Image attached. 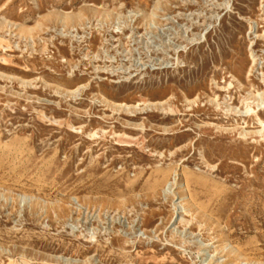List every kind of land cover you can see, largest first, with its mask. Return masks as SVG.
<instances>
[{
	"label": "rangeland",
	"instance_id": "obj_1",
	"mask_svg": "<svg viewBox=\"0 0 264 264\" xmlns=\"http://www.w3.org/2000/svg\"><path fill=\"white\" fill-rule=\"evenodd\" d=\"M0 264H264V0H0Z\"/></svg>",
	"mask_w": 264,
	"mask_h": 264
}]
</instances>
